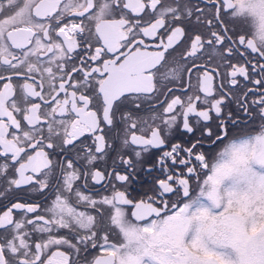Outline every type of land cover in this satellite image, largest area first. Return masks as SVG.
Wrapping results in <instances>:
<instances>
[{
  "label": "snow or ice",
  "instance_id": "snow-or-ice-1",
  "mask_svg": "<svg viewBox=\"0 0 264 264\" xmlns=\"http://www.w3.org/2000/svg\"><path fill=\"white\" fill-rule=\"evenodd\" d=\"M0 264H264V0H0Z\"/></svg>",
  "mask_w": 264,
  "mask_h": 264
},
{
  "label": "flooded vegetation",
  "instance_id": "flooded-vegetation-1",
  "mask_svg": "<svg viewBox=\"0 0 264 264\" xmlns=\"http://www.w3.org/2000/svg\"><path fill=\"white\" fill-rule=\"evenodd\" d=\"M137 191L139 190V189H136Z\"/></svg>",
  "mask_w": 264,
  "mask_h": 264
}]
</instances>
